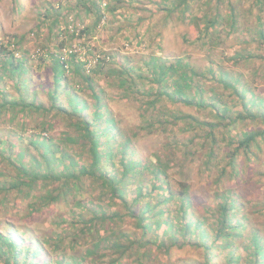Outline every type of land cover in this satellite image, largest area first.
<instances>
[{
  "label": "rangeland",
  "instance_id": "obj_1",
  "mask_svg": "<svg viewBox=\"0 0 264 264\" xmlns=\"http://www.w3.org/2000/svg\"><path fill=\"white\" fill-rule=\"evenodd\" d=\"M177 1L23 0L20 4V0H0V229L9 223L19 233L28 231L26 237L39 241L54 262L86 264L97 258L94 246L87 242L88 236H76L78 227L73 223L90 209L105 205L107 199L100 188L87 183L82 198L77 193L75 202L64 200L53 204L44 200L54 188L51 185L45 187L37 183L31 190L23 188L22 191L9 188L19 177V165L41 166L40 155L43 154L51 160V165L55 163L47 150L63 149L77 164H87V153L74 138L73 119L56 109L61 106L69 111L74 99L81 106L88 105L84 115L89 117L93 111V92L117 119L113 132L118 139L112 145L116 166H111V161L103 163L107 173L122 177L119 146L122 141H128L127 160L145 166L156 165L158 158L166 162V180L172 192L178 194L183 185L188 186L189 202L193 205L189 219L197 222L204 219L205 225L212 223L209 211L215 210L223 192L235 191L237 202L257 228L261 236L259 243L264 246V135L256 139L250 155H237L238 176L228 170L220 174L226 152L231 149L220 138L223 132L233 138L253 131L261 134L264 121H233L238 114L247 119L246 111L241 100L231 90L224 89L219 81L220 74L238 78L240 83L236 85L249 89L256 100L249 112H264V44L254 35L258 29L257 16L261 17L260 28L264 32V4L261 11L254 5L255 0H199L182 11L176 7ZM205 2H210L209 6ZM229 3L237 14V30L232 31L224 24L212 42L204 44L200 40L201 44L196 39L198 32L191 27L193 18L202 17L207 8L228 18ZM238 54H249L250 58L238 59ZM56 58L65 63L64 78L59 86L53 82ZM178 59L198 69L200 74L195 80L196 84L203 83L204 103L221 101L219 108L228 109V120L219 123L215 109L197 110L164 98L154 109L143 113L144 105L150 102L145 88L158 78L149 62L158 60L169 65ZM11 62L14 67L16 62L20 63V72L10 71ZM125 68L133 69L132 79L120 87L113 73ZM209 69H213L214 74L208 73ZM78 70L87 76L89 85L81 79ZM139 76L144 79L140 80ZM155 89L153 86L152 93ZM52 98H55L54 104ZM258 99H263L262 105ZM159 115L161 125L155 121ZM176 115L186 118L175 121ZM188 116L200 124L207 122L215 127L218 139L209 164L204 163L207 150L204 137L208 126L202 130L189 123ZM186 147L189 154L181 155L179 151ZM40 169L44 171L43 166ZM153 179L154 175L144 172L143 183L140 182L147 185ZM135 187L136 184L127 187V202L135 193ZM116 204L114 209L121 210V205L117 201ZM176 213L172 205L166 216L174 225L180 217ZM120 222L119 227L124 232L140 234L141 230H135L138 222L134 219L125 217ZM155 233L152 231L149 238L156 239ZM235 244L241 247L237 258L230 261L226 247L216 251L221 255L218 264H248L244 247L250 241L244 237L241 243ZM173 254L171 264L202 261L199 251L193 248ZM108 262V256L101 259V264ZM0 264H3L1 256Z\"/></svg>",
  "mask_w": 264,
  "mask_h": 264
},
{
  "label": "trees",
  "instance_id": "obj_2",
  "mask_svg": "<svg viewBox=\"0 0 264 264\" xmlns=\"http://www.w3.org/2000/svg\"><path fill=\"white\" fill-rule=\"evenodd\" d=\"M195 1L199 0H179L176 2V7L181 8L182 11H187L189 4ZM21 2L23 0H20V4ZM209 4L210 2L207 5L209 6ZM263 4L264 1L262 0H255L254 2V5L261 11ZM228 8L230 10L228 18H224V15L215 9L207 11L208 8L202 17L193 18L194 21L191 27L198 32L196 37L198 41L203 40L204 44H209V42H212L213 37L216 38L215 35L219 33L220 27L224 24L232 31L237 30V14L234 13L231 3H229ZM260 20L261 17L257 16L256 26H258V29L254 35L259 38L258 40L262 45L264 44V32L260 28L262 26ZM238 56H240L238 59L250 58L249 54L246 56L238 54ZM16 64L15 67L12 62L8 65L10 71L19 70L20 72L21 65L18 62ZM149 64H151L154 76L157 74L158 78L154 79V82H150L149 87L145 88L146 96H149L150 102L144 105L145 110L143 113H146L150 108L154 109L155 104L164 98L170 103L182 104L197 110L215 109L213 112L220 121L219 123L230 118L227 108H219L222 104L221 101L204 103L203 83L196 84L197 81L195 80V77L200 74L196 67L180 59L169 62V65L158 60L149 62ZM64 67L65 63L61 62L60 59L53 60V82L57 86L64 78ZM78 71L81 79L85 84H88L87 76L83 75L80 70ZM131 71L133 69L125 68L113 73L120 87H124L132 79L130 77ZM213 72V69L208 71L211 75L214 74ZM141 78L139 76L140 80L144 79ZM219 81L224 89L231 90L241 100L246 111L247 119L238 114L233 121L252 119L264 121V112H249V108L251 105L256 104V100L249 89L243 90L236 85L238 82L240 83L238 78H232L231 74H220ZM152 85L156 88L153 93ZM91 93L94 101L92 103L93 111L89 117L84 115L88 105L81 106L74 99L71 100L72 102L68 107L69 111L61 106L56 109L60 114L73 119L74 138L75 141L80 142L81 147H84L87 153V164H77L63 149L47 150L45 152L51 153L50 156L54 158L55 163L53 162L51 165V160L46 159L43 156L45 154H43L40 155V158L44 171L40 169L41 166L36 164L30 165V168L19 165L17 167L19 177H16L15 185H9V188L14 187L16 190L22 191L23 188L31 190L37 183L45 187L51 185L54 187L53 190L44 196V200L49 204L64 200L75 202L77 193L80 196L81 193L84 194L87 183L92 185L93 188H100L103 196L107 199L105 205L90 209L82 216L76 217L77 220L73 223V226L78 227L76 228V236H88L86 238L87 242H90L89 244H92L97 252V258L86 264H101V259L107 256L108 264H130V262H133V264H156V262L158 264H171L170 262L174 257L173 252L187 248L199 251L202 256V261L199 264H218L221 255L216 251H223V248L228 247L229 260L234 261L241 250V247L235 243H241L244 237H247L250 241V244L244 247L246 250L245 257L247 256L246 258L249 259L248 264H264V246L259 243L261 236L257 234V228L252 224L249 215L243 212L242 206L237 202L235 191L223 192L215 210L209 211L213 218L212 223L205 225L204 219L197 222L194 218H188L189 214H193V205L189 202L188 186L183 185L182 192L178 194L172 192V188L166 180V162L158 158L156 159V165L147 164L145 166H139L133 164L131 160H127L125 151L129 148L128 141H122L119 146L122 153L119 154L118 162L123 169L122 177H113L107 173L103 169V163L111 161L109 164L116 166L114 159L117 157L112 145L118 139L117 134L114 135L113 132L117 126V119L102 106L100 96ZM247 99L248 101H246ZM51 100L54 104L55 98ZM258 102L263 103V99H258ZM262 103L260 104L262 105ZM51 108H54L53 105ZM185 118L186 116H174L175 121L184 120ZM188 119L189 123L197 125L202 130L208 126V132L204 137V147L207 149L204 163L209 164L218 139L215 135V127L213 128L205 122V127L202 128L204 124H200L191 117ZM155 121L161 125L160 115L155 118ZM223 133L224 135L220 138L226 141L227 146L231 149L226 152V159H224L226 162L222 165L220 174H224L228 170L231 175L238 176L239 171L235 161L237 155L240 153L244 157L250 155L252 153L250 148L253 144H257L256 139L264 133L260 134L254 131L240 133L235 138L226 131ZM179 153L188 155V147L182 149ZM144 172L154 175L152 183L142 185L143 181L141 179ZM133 184H136V190L130 196V201L127 202L126 189ZM116 201L121 205V210L125 211L124 214L121 213V210L114 209V206L117 205ZM172 205H175L178 212L176 214L180 216L176 225L170 223L169 218L166 217ZM125 217L138 222V225L134 226L136 231L141 230L140 234L134 231L126 233L123 228L119 227L122 225L120 221ZM149 220L150 223H148ZM152 231H156V239L149 238ZM27 232L23 230L22 233H19L9 223L0 229V256L3 264H64L61 261H52L51 256L43 250L39 241L32 237H26ZM112 233L113 235H111Z\"/></svg>",
  "mask_w": 264,
  "mask_h": 264
}]
</instances>
